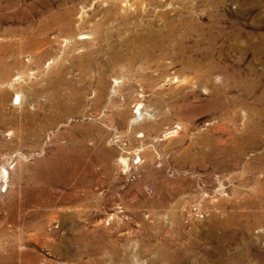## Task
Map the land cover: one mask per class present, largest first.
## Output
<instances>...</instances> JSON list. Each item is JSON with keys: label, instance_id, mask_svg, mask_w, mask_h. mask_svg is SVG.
<instances>
[{"label": "rangeland", "instance_id": "1", "mask_svg": "<svg viewBox=\"0 0 264 264\" xmlns=\"http://www.w3.org/2000/svg\"><path fill=\"white\" fill-rule=\"evenodd\" d=\"M0 264H264V0H0Z\"/></svg>", "mask_w": 264, "mask_h": 264}, {"label": "bare ground", "instance_id": "2", "mask_svg": "<svg viewBox=\"0 0 264 264\" xmlns=\"http://www.w3.org/2000/svg\"><path fill=\"white\" fill-rule=\"evenodd\" d=\"M174 36H175V32H171V33H169L168 35H166V36H164V38H165V44H161L160 43V40H162V39H160L157 35H155V34H153V35H151V36H149L145 41V43H147V44H149V45H145V47H143L141 50L143 51V53L147 56V57H152L153 56V53H152V51H151V45H156V47H159V48H161V49H164L165 47H168V45L166 44L167 43V39L169 40V42H171V41H173V42H176V41H174ZM176 40V39H175ZM179 42V41H178ZM189 42V41H188ZM187 42V43H188ZM184 43V42H183ZM183 43H182V45H183ZM177 44H179V47H178V52L179 53H183L184 51H186V50H184V48L181 46V43H177ZM171 47V46H170ZM158 49V48H157ZM173 49V48H172ZM153 50V49H152ZM188 50V49H187ZM154 51V50H153ZM159 52V51H158ZM168 52H170V51H168ZM176 52V51H175ZM178 53V54H179ZM212 53V52H211ZM191 60V59H190ZM210 70V69H209ZM208 76V75H207ZM207 79V78H206ZM210 79V78H209ZM259 129V128H258ZM254 130V129H253ZM259 131V130H258ZM263 131V130H262ZM2 174H5V175H7L8 174V171L7 170H4L3 171V173ZM4 176V175H3ZM6 178V177H5ZM38 193V192H37ZM46 197V196H45ZM27 199V198H26ZM35 201V200H34ZM36 204V203H35ZM39 204V203H38ZM34 205V204H33Z\"/></svg>", "mask_w": 264, "mask_h": 264}]
</instances>
